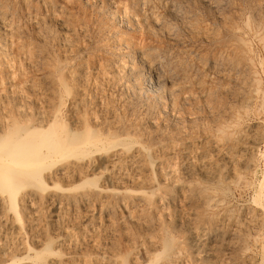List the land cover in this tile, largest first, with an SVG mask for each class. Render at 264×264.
<instances>
[{
  "label": "rangeland",
  "instance_id": "1",
  "mask_svg": "<svg viewBox=\"0 0 264 264\" xmlns=\"http://www.w3.org/2000/svg\"><path fill=\"white\" fill-rule=\"evenodd\" d=\"M181 2L179 0H0V11L9 15L7 24H0V133L2 136L7 133L12 134L18 128L41 127L55 114L72 126L79 118H84L83 116L89 117L90 121L97 117L103 118L105 122L107 121L106 125L109 124L112 129L118 125L114 129L113 137H106H110V140L118 137L115 138V146L110 143L107 146L106 143V148L98 153L100 156L93 151L90 152L92 155H76L77 160L74 159L75 157H67V159L65 157L54 165L44 161L47 162L45 163L47 167L43 168L41 164V168L35 170L45 179V187L43 184L40 185L41 183L36 185L34 182L24 183L21 187L10 184L6 192L0 185V255L3 256H0V264L7 262L10 264L14 259L26 256L28 248L34 247L33 249L39 250L48 242L50 245L55 244L53 258L61 260L63 264H104L121 254V250L123 254L127 247L132 250L133 259L139 260L141 264H147L149 255L144 251L145 242L147 238L157 233L158 221L155 219H161V224L166 225L169 222L166 214L175 205H177L175 208L182 206L192 214L198 213L200 208L197 204L180 205L181 198H177L174 205L166 200L149 205L144 200L138 201V198L147 192L148 195L162 192L156 168L157 162L166 159L167 154H170V164L164 166L162 172V178L164 176L167 182L170 181L172 173L177 172L175 169L178 166L174 164L181 161L177 156L179 150L197 144L198 141L214 142L224 150L231 149V159L222 168L225 173V183L215 188L214 205L208 210L203 208L206 211L201 209L203 213L208 212L219 218L218 222L228 218L229 221H225L228 226L239 232L240 239L231 240L228 246L230 250L226 249L228 252L225 253L226 250H223L225 246L222 245L215 264H223L224 261L226 263L229 261L227 264H264V0ZM150 12L158 18L159 25L151 24L147 18ZM3 44L5 53L2 54ZM146 50H152V53H149L151 55H148ZM147 57H151L150 59L157 63L161 79L160 76L156 79L150 76L144 63ZM81 63L83 68L77 73L79 80L72 81L68 76L67 81L70 86L65 87L61 84L57 74L61 72L69 75V72ZM57 64L59 69L54 67ZM166 76H174L178 81L173 85L165 84L163 78ZM66 88H74L75 95L63 92ZM167 89L172 92L171 98L166 95ZM113 121L118 124H114ZM223 133L226 135L225 138L221 135ZM133 142L145 147L143 149H146L147 153L151 151L150 155H152L146 166L139 167L140 177L127 163L116 158L118 153L124 150L127 154H135L136 144L133 145ZM235 142L242 143L248 149L239 154L236 149L233 150ZM124 145H127V148ZM158 148H161L160 151ZM114 150L115 157L112 163H100L99 160L111 156ZM242 158L247 161L241 163ZM69 163L72 167L65 169V176L52 175V172ZM83 180H87L88 185H82ZM146 181L149 182V186L143 184ZM154 184L156 187L153 186ZM91 186L101 191L96 194ZM220 189L224 190L221 192ZM24 193L27 194L25 196L27 200L25 198L23 208H20V201L17 202L19 211L16 212L7 200L9 199L7 195L13 197ZM256 194L263 195L260 196L259 206L257 204L254 206V200L258 197ZM49 201L51 203H48ZM88 208L91 210L89 211ZM64 218L67 220L64 221ZM145 218L149 220V224ZM124 222L126 227L123 226ZM150 223H152L151 227H149ZM177 224L179 230L175 229L177 232H171L173 235H179L181 224V228L184 227L183 223ZM195 226L207 227L208 223L204 220L197 221ZM254 228L256 231L253 230ZM115 231H121V234L118 235L114 233ZM134 231L137 233L135 234ZM99 232L101 235L97 236ZM62 233L65 235L62 236ZM255 235H257L256 240ZM239 241L243 242L239 243ZM241 244L244 247L240 248ZM116 247L120 248L117 250ZM250 259L253 261L251 262ZM24 260L13 264H28Z\"/></svg>",
  "mask_w": 264,
  "mask_h": 264
},
{
  "label": "bare ground",
  "instance_id": "2",
  "mask_svg": "<svg viewBox=\"0 0 264 264\" xmlns=\"http://www.w3.org/2000/svg\"><path fill=\"white\" fill-rule=\"evenodd\" d=\"M179 1H184V0H179ZM110 2V1H109ZM172 2V1H171ZM181 2V3H182ZM177 4V3H176ZM175 4V5H176ZM164 5V4H163ZM171 5V4H170ZM227 7V6H226ZM172 8V6H171ZM170 8V9H171ZM221 8V7H220ZM168 12V11H167ZM145 15V14H144ZM146 16V15H145ZM159 16V15H158ZM9 15L6 12L0 11V24H7V19H8ZM144 17V16H143ZM147 18H149V21L151 22V24L153 26H157L158 24V18L155 17L153 14H150L147 16ZM228 19V18H227ZM235 19V18H234ZM246 19V17H245ZM143 20V19H142ZM147 21V20H146ZM162 21V20H161ZM245 23V21H244ZM159 25V24H158ZM2 26V25H1ZM10 26V25H9ZM247 26V25H245ZM13 27V26H12ZM214 27V26H213ZM3 28V27H2ZM10 28V27H9ZM236 29V28H235ZM66 30V29H65ZM212 30V29H211ZM7 31V30H6ZM12 31V30H11ZM4 32V31H3ZM2 32V34H3ZM10 32V31H9ZM8 32V33H9ZM154 32V31H152ZM213 32V31H212ZM196 33V32H195ZM5 35V34H3ZM204 37V36H203ZM201 38V37H200ZM199 38V39H200ZM238 41L241 39L235 38ZM222 45V44H221ZM246 45V44H245ZM125 47V46H124ZM1 52L2 54L5 53V45L3 44V46L1 47ZM228 50V49H227ZM146 53L148 55H151L149 53H152V50H146ZM243 57V56H242ZM151 58V57H150ZM149 57H147L144 61V63L146 64L149 74L151 77H155L158 78L160 76L159 74V70H157L159 67L157 66V63L155 61H152ZM176 58V57H175ZM40 60V59H39ZM143 60V58H142ZM141 60V61H142ZM185 61V60H184ZM56 64V63H55ZM251 64V63H250ZM124 65V64H123ZM127 65V64H126ZM246 65V64H245ZM39 66V65H38ZM54 67L56 69L58 68V64L54 65ZM122 67V66H121ZM125 67V66H124ZM141 67V66H140ZM158 67V68H157ZM253 67V66H252ZM61 68V67H60ZM83 68V63H81L80 66H78L77 68L73 69L71 72H69V75L63 74L61 72H59L57 74L58 79L60 80V83L63 84L65 87H69L70 83L67 81V77L69 76V78L72 81L77 82L79 80V75L77 74L78 71H80ZM138 68V67H137ZM136 68V69H137ZM146 68V69H147ZM132 69V68H130ZM133 70V69H132ZM129 72V71H128ZM87 73V72H84ZM161 73V71H160ZM226 73V71H225ZM228 74V73H227ZM9 75V74H8ZM84 75V74H83ZM134 75V74H133ZM11 76V75H10ZM149 77V76H148ZM221 77V76H220ZM225 78V77H224ZM161 79V76H160ZM164 79L165 84L169 83L171 85L176 84L175 81L177 78L174 76H166ZM162 79V80H163ZM185 79V78H182ZM85 80V79H84ZM161 80V81H162ZM181 80V79H180ZM255 80V79H253ZM157 81V80H156ZM183 81V80H182ZM241 82V81H240ZM259 82V81H258ZM115 83V82H114ZM161 83V82H160ZM60 84V85H61ZM164 84V83H163ZM161 85V84H160ZM82 86V85H81ZM44 87V86H43ZM217 87V86H216ZM28 88V87H27ZM30 88V87H29ZM152 88V87H151ZM176 88V87H175ZM185 88V87H184ZM67 89V90H66ZM63 92L65 93H73V95H75L76 91L74 88H66ZM201 89V88H200ZM156 90V89H155ZM174 90V89H173ZM216 90V89H215ZM84 91V90H83ZM81 90V92H83ZM152 91V90H151ZM80 92V91H79ZM199 93V92H198ZM189 94V93H188ZM166 95L167 96H171L172 92L171 90L167 89L166 90ZM70 96V95H69ZM173 96V95H172ZM10 97V96H9ZM81 97V96H80ZM98 97V96H97ZM171 98V97H170ZM66 99V98H65ZM82 99V98H81ZM156 99V98H155ZM83 100V99H82ZM86 101V100H85ZM113 101V100H112ZM156 101V100H155ZM6 102V100H5ZM60 102V101H59ZM111 102V101H109ZM123 102V101H122ZM231 102V101H230ZM61 103V102H60ZM98 103V102H97ZM19 104V103H18ZM62 104V103H61ZM60 104V106H61ZM112 104V103H111ZM99 105V104H98ZM103 105V103H102ZM1 106V105H0ZM59 106V107H60ZM72 106V105H71ZM107 106V105H106ZM100 107V106H99ZM112 107V106H111ZM104 108V107H103ZM11 109V108H10ZM26 109V108H25ZM86 109V108H85ZM115 109V108H114ZM113 109V111H114ZM118 109V108H117ZM130 109V108H129ZM65 110V109H64ZM99 110H101L99 108ZM98 110V111H99ZM110 110V109H109ZM89 111V110H88ZM165 111V110H164ZM105 112V109L104 111ZM102 112V114H103ZM111 112V110H110ZM108 112V113H110ZM156 112V111H155ZM54 113V112H53ZM85 113V112H84ZM99 113V112H98ZM101 113V112H100ZM113 113V112H112ZM10 114V113H9ZM59 114V113H58ZM67 114V113H66ZM113 117V114H111ZM53 116V115H51ZM73 116V115H72ZM94 116V115H93ZM172 116V114H171ZM201 116V115H200ZM84 118H79L78 122L75 123L73 126L72 125H68V123L63 120L60 116H58L57 114L54 115V117L47 122L45 125L43 126H39V127H29V128H18V130L16 129L15 132H13L12 134H9L7 132V134H2L0 133V135L2 136V138H0V185L2 188H4L3 191L7 192V187L8 185L12 184L14 186L19 185V187H21L22 184L24 183H31L34 182L35 184L41 183L40 185L46 184L45 183V179L40 175L39 172H37L35 169L40 167V165L46 166L47 162L50 165H54L57 162H61L62 160H64V158L66 157H70V158H74L76 155L79 154V156H85L86 154L92 155V153L90 152H95L98 153L103 151L106 148V143L107 146L111 144H113L115 146V138L118 139V137H115L113 139H109L106 138L107 136H112L113 133H115L116 127L118 126L114 121V124H116L117 126H114V129H112V127L109 126V124L106 125L107 121L105 122L102 119L95 118V120L90 121L89 117L87 116H83ZM111 117V116H110ZM14 118V117H13ZM42 118V117H41ZM74 118V117H73ZM76 118V117H75ZM106 118V117H104ZM93 119V118H92ZM114 119V118H113ZM175 119V118H173ZM191 119V118H190ZM201 119V118H200ZM214 119V118H213ZM108 120V119H107ZM116 120L118 121V117L116 118ZM215 120V119H214ZM26 121V120H25ZM38 121V120H37ZM36 121V122H37ZM40 121V120H39ZM76 121V120H74ZM172 121V120H171ZM186 121V120H185ZM191 121V120H190ZM9 122V121H8ZM12 122V121H11ZM22 121H20L21 123ZM181 122V121H180ZM16 123V122H14ZM19 123V122H18ZM36 124V123H35ZM122 124V123H121ZM139 124V123H138ZM136 124V125H138ZM172 124V123H171ZM1 125V124H0ZM33 125V123H32ZM112 125V123H111ZM127 125V124H126ZM135 125V126H136ZM153 125V124H152ZM257 125V124H256ZM35 126V125H34ZM121 126V125H120ZM163 126V125H162ZM9 127V126H8ZM12 127V126H11ZM124 127V126H123ZM126 127V126H125ZM129 127V126H128ZM132 127V126H131ZM138 127V126H137ZM1 128V127H0ZM141 128V127H140ZM144 128V127H143ZM188 128V127H187ZM8 129V128H7ZM126 129V128H125ZM146 129V128H145ZM223 129V128H222ZM225 129V128H224ZM119 130V129H117ZM116 130V131H117ZM123 130V129H121ZM148 130V129H147ZM146 130V131H147ZM151 130V129H150ZM211 130V129H210ZM10 131V130H9ZM8 131V132H9ZM224 131V130H223ZM1 132V131H0ZM127 132V131H126ZM135 132V131H134ZM153 132V131H152ZM220 133H222V131H219ZM118 133V132H117ZM128 133V132H127ZM137 133V132H136ZM140 133V132H139ZM149 133V132H148ZM219 133V134H220ZM125 134V133H124ZM123 134V135H124ZM143 134V132H142ZM253 134V133H252ZM119 135V134H117ZM116 135V136H117ZM149 135V134H148ZM186 135V134H185ZM215 135V134H214ZM223 138L226 137L225 133L221 134ZM225 135V136H224ZM235 135V134H234ZM0 136V137H1ZM144 136V135H143ZM151 136V135H149ZM148 136V137H149ZM169 136V135H168ZM228 136V135H227ZM113 137V136H112ZM111 137V138H112ZM121 137V136H120ZM119 137V138H120ZM123 137V136H122ZM131 137V136H129ZM154 137V134H153ZM230 137V136H229ZM248 137V136H247ZM127 138V136L125 137ZM147 138V136H146ZM106 139L107 142H106ZM198 139V138H197ZM207 139V138H206ZM199 140V139H198ZM156 141V140H154ZM215 141V140H214ZM137 142V141H136ZM152 142V141H151ZM220 142V141H219ZM231 142V141H230ZM148 143V142H147ZM236 143V142H235ZM244 143V142H243ZM130 144V143H129ZM136 144L133 142V145ZM141 144V142H140ZM143 144V143H142ZM151 144V143H150ZM234 144V143H233ZM119 145V144H118ZM128 145V144H127ZM127 145L124 147L127 148ZM132 145V146H133ZM149 145V144H148ZM131 146V145H130ZM147 146V145H146ZM220 146V145H218ZM217 144H215L214 142H208V141H198L197 144H191V146H186L184 148H182L181 150H179V152L177 153V156L181 159L180 162H177V164H174V166H178L177 172L174 171L170 177V181H166V178L163 176L162 178V172H163V168L166 165L170 164V159L171 156L168 153L167 154V158L163 159L162 161L160 160L159 162H157V173L159 176V184L162 185V192L159 194L154 193L153 195H148L144 193L142 196H139V199L144 200L147 204L152 205L153 203L159 204L161 203V201H168L170 204L174 205V202L177 198H181L182 199V203H180V205L183 206H190L191 204H197V206L200 208V211L198 213H190L189 211H187L186 209L184 210L182 206H178L181 208H175L177 205L173 206V208H170V211L167 212V220L169 219V222L166 225L161 224L160 220L155 219L157 222V233L155 235L150 236L149 238H147L145 244H146V253L149 255V260L147 264H187L186 262L190 261V262H198L197 264H215L216 261L218 260V256L219 253L221 252V248L222 245L225 246L223 248V250H228V246L229 243L231 242V240H236V239H240L239 238V232H237V230L235 228H230L228 226V223L225 222L226 220L229 221L228 218H226V220H221V222H218V219L215 218L214 216H212V214H208V212L203 213L201 211V209H206L208 210L210 207H212L214 205V200L213 197L214 195V191L215 188L217 186H222L225 180V173L224 170L222 168L225 167V165L230 161L231 159V149L226 148V150H224L221 147H218ZM159 147V146H158ZM243 146L242 143L237 142L236 144L233 145V150L236 149V151L239 152V154H241L243 151H246L248 149V147ZM257 147V146H256ZM123 148V146H122ZM141 145H139L138 143L135 145L134 151L136 152L135 154L131 153V154H127V152L121 151L118 153V156L116 158H118L121 162H125L127 163V165H129V167H131V169L134 172H139L140 170V166L141 165H147V161H150V157L152 158L151 151L150 153L146 152V149L144 150ZM118 149V148H117ZM155 149V148H154ZM159 149V148H158ZM161 149V148H160ZM160 149L158 151H160ZM149 150V149H147ZM176 150V149H175ZM172 151V150H171ZM109 152V151H108ZM156 152V151H155ZM241 152V153H240ZM101 154V153H100ZM105 154V153H104ZM108 154V153H107ZM154 154V152H153ZM95 155V154H93ZM88 156V155H87ZM100 156V155H98ZM104 156V155H103ZM113 156V157H112ZM149 158H148V157ZM94 157V156H93ZM115 157V150L112 153L111 156H107L105 158H103V160H99L100 163L104 162V163H108L110 164V162L112 163V161H114ZM130 157V158H129ZM154 157V156H153ZM157 157V156H156ZM175 157V156H174ZM85 158V157H84ZM91 158V156H90ZM233 158V157H232ZM256 158V157H255ZM74 159L77 160V158L75 157ZM83 159V158H82ZM101 159V158H98ZM156 159V158H155ZM174 159V158H173ZM249 159V158H248ZM238 160V159H237ZM47 161V162H44ZM88 161V160H87ZM220 161V162H219ZM240 161H242L241 163H245V161H247L245 158H242ZM44 162V164H43ZM84 162V161H82ZM86 162V161H85ZM92 162V161H90ZM97 162V161H95ZM219 162V163H218ZM94 163V162H93ZM233 163V162H232ZM48 164V166H49ZM92 164V163H91ZM118 164V163H117ZM94 165V164H92ZM97 166V165H95ZM100 166V165H98ZM116 166V163H115ZM122 166V165H121ZM232 166V165H231ZM47 167V166H46ZM72 167V164H67L65 166H63L62 168H59L58 170L52 172V175L54 177L56 176H62L65 174V169H68ZM105 167V166H104ZM109 167V166H108ZM114 167V165H113ZM112 167V168H113ZM119 167V166H118ZM125 167V166H124ZM41 168V167H40ZM85 168V166H84ZM92 168V167H90ZM99 168V167H97ZM96 168V170H98ZM111 168V169H112ZM151 168V167H150ZM122 169V168H121ZM129 169V168H128ZM126 169V170H128ZM52 170V169H51ZM90 170V169H89ZM109 170V169H108ZM131 170V171H132ZM82 171V170H81ZM85 171V170H84ZM83 171V172H84ZM99 171V170H98ZM101 171V170H100ZM106 171V170H105ZM122 171V170H121ZM130 171V170H129ZM171 171V170H169ZM167 171V172H169ZM87 173V171H85ZM91 172V171H90ZM102 172V171H101ZM113 172V171H111ZM118 172V170H117ZM126 172V171H125ZM70 173V172H69ZM85 173V174H86ZM94 173V171H93ZM92 173V174H93ZM106 173V172H105ZM116 173V171L114 172ZM122 173V172H121ZM90 174V173H89ZM97 174V172H96ZM95 174V175H96ZM124 174V173H123ZM122 174V175H123ZM136 174V173H135ZM136 174V175H137ZM165 174V173H164ZM238 174V173H237ZM73 175V172H72ZM100 175V174H99ZM115 175V174H114ZM139 175V174H138ZM231 175V174H230ZM235 175V174H234ZM65 176V175H64ZM152 176V175H150ZM70 177V176H68ZM90 177V176H89ZM136 177V176H134ZM140 177V175H139ZM145 176H143L144 178ZM239 177V176H238ZM66 178V177H65ZM72 178V177H71ZM112 178V177H111ZM142 178V177H141ZM142 178V179H143ZM153 178V177H152ZM228 178V177H227ZM119 179V178H118ZM127 179V178H125ZM135 179V178H134ZM140 179V178H139ZM229 179V178H228ZM129 180V179H128ZM132 180V178L130 179ZM239 180V179H238ZM67 181V180H66ZM72 181V180H69ZM107 181V180H106ZM117 181V180H116ZM120 181V180H119ZM118 181V182H119ZM140 181V180H139ZM145 181V180H144ZM148 181V179H147ZM146 181V182H147ZM155 181V180H154ZM11 182V183H10ZM117 182V183H118ZM130 182V181H129ZM143 183V184H148L149 186V182L147 183ZM153 182V181H152ZM151 182V183H152ZM87 180H83L82 185L87 184ZM108 183V182H106ZM115 183V181H114ZM128 183V182H127ZM126 183V184H127ZM139 183V182H138ZM141 183V182H140ZM150 183V184H151ZM155 183V182H154ZM157 183V182H156ZM81 184V183H79ZM111 184V183H110ZM125 184V185H126ZM158 184V183H157ZM159 184L157 186H159ZM37 185V184H36ZM130 185V184H129ZM141 185V184H140ZM46 186V185H45ZM44 186V187H45ZM100 186V184H99ZM132 186V185H131ZM137 186V185H135ZM151 186V185H150ZM155 186V184L153 185ZM18 187V188H19ZM38 187V186H37ZM70 187V186H69ZM92 187V186H91ZM97 187V186H96ZM104 187V185H103ZM109 187V186H107ZM120 187V186H118ZM126 187V186H125ZM140 187V186H139ZM156 187V186H155ZM93 188V187H92ZM109 188H112L111 186ZM143 188V186L141 187ZM223 188V187H222ZM43 189V188H42ZM85 189V188H84ZM107 189V188H106ZM124 189V188H123ZM122 189V190H123ZM148 189V187H147ZM157 189V188H156ZM66 190V188H65ZM69 190V189H68ZM94 192L96 191V194H98L101 190L100 189H94ZM103 190V189H102ZM119 190V189H118ZM137 190L138 186H137ZM219 190V189H218ZM224 190V189H223ZM222 190V191H223ZM61 191V190H60ZM70 191V190H69ZM87 191V190H86ZM112 191V190H109ZM114 191V190H113ZM147 191V190H146ZM155 191V190H154ZM153 191V192H154ZM221 191V189H220ZM221 191V192H222ZM220 192V193H221ZM225 192V191H224ZM81 193V192H80ZM115 193V192H114ZM130 192H128L129 194ZM2 194V193H1ZM7 194V193H5ZM63 194V193H62ZM103 194V193H102ZM156 194V195H155ZM27 194L24 193L21 196H8L9 199H7L8 201H10L11 206L13 207V209L18 212L19 211V207H18V203L20 201V208L24 207V202L25 198L27 200V197H25ZM107 195V194H106ZM109 195V194H108ZM118 195V194H117ZM120 195V194H119ZM139 195V194H138ZM136 195V197L138 196ZM257 195V194H256ZM3 196V195H2ZM134 196V194H133ZM148 196V197H147ZM258 196V197H257ZM255 196V200H254V206L255 204H257V206H259L260 204V196H263L261 194ZM104 197V196H103ZM106 197V196H105ZM82 198V197H81ZM1 199V198H0ZM103 198L101 197V200ZM115 199V198H113ZM136 199V198H135ZM262 199V198H261ZM50 200V199H49ZM86 200V199H85ZM30 201V200H29ZM76 201V200H75ZM181 201V200H180ZM263 201V199H262ZM261 201V202H262ZM18 202V203H17ZM38 202V201H36ZM77 202V201H76ZM85 202V201H84ZM223 202V201H222ZM30 203V202H29ZM41 203V202H40ZM48 203H51V201H49ZM81 203V201L79 202ZM92 203V202H91ZM111 203V202H110ZM125 203V202H124ZM129 203V202H128ZM138 203V202H137ZM144 203V202H143ZM142 203V204H143ZM179 203V201H178ZM177 203V204H178ZM218 203V201H217ZM220 203V201H219ZM99 204V203H98ZM112 204V203H111ZM145 204V203H144ZM27 205V204H25ZM29 205V204H28ZM140 205V204H139ZM138 205V206H139ZM166 205V204H165ZM53 206V205H52ZM114 206V205H113ZM129 206V205H128ZM132 206V205H131ZM157 206V205H156ZM160 206V205H159ZM168 206V204H167ZM195 206V205H194ZM217 206V205H216ZM2 207V206H1ZM28 207V206H27ZM71 207V206H70ZM170 207V206H169ZM32 208V207H31ZM85 208V207H84ZM187 208V207H186ZM258 208V207H257ZM2 209V208H1ZM26 209V207H25ZM34 209V208H33ZM32 209V210H33ZM77 209V208H76ZM89 209V208H88ZM87 209V210H88ZM165 209V207H164ZM203 209V210H204ZM213 209V208H212ZM13 210V211H14ZM24 210V209H21ZM58 211V209H56ZM73 210H75V208L73 207ZM72 210V211H73ZM80 210V209H79ZM85 210V209H84ZM91 209H89L90 211ZM132 210V209H131ZM134 210V209H133ZM204 210V211H206ZM26 211V210H24ZM31 211V210H30ZM82 211V210H80ZM88 211V212H89ZM112 211V210H111ZM152 211V210H151ZM162 211V210H161ZM160 211V213H161ZM166 211V210H165ZM222 211V210H221ZM15 212V213H16ZM132 212V211H131ZM134 212V211H133ZM132 212V213H133ZM57 213V212H56ZM64 213V211H63ZM67 213V212H66ZM71 213V212H70ZM73 213V212H72ZM75 213V212H74ZM80 213V212H79ZM87 213V212H86ZM104 213V212H103ZM139 213V212H138ZM159 213V212H158ZM158 213L156 215H158ZM35 214V211H34ZM214 214V213H213ZM66 215V214H65ZM155 215V216H156ZM220 215V214H219ZM68 216V215H67ZM77 216V215H76ZM85 216V215H82ZM90 216V215H89ZM162 216V214H161ZM221 216V215H220ZM28 217V216H27ZM60 217V216H59ZM75 217V216H74ZM223 217V216H222ZM226 217V215L224 216V218ZM233 217V216H232ZM246 217V216H245ZM10 218V217H9ZM38 218V216H37ZM36 218V219H37ZM70 218V216H69ZM85 218V217H84ZM96 218V217H95ZM94 218V219H95ZM132 218V217H131ZM140 218V217H139ZM154 218V217H153ZM157 218V216H156ZM223 218V219H224ZM1 219V218H0ZM88 219L90 220V218L88 217ZM137 219V218H136ZM142 219V218H141ZM147 219V218H145ZM152 219V217H151ZM246 220V218H244ZM28 220V219H27ZM67 220V219H66ZM64 218V221H66ZM86 220V219H85ZM104 220V219H103ZM148 220V219H147ZM205 221L208 223L207 227H196L195 224L197 223V221ZM249 220V219H248ZM30 221V220H29ZM57 221V220H55ZM62 221V222H64ZM81 221V220H79ZM133 221V220H132ZM135 221V220H134ZM133 221V222H134ZM137 221V220H136ZM145 221V220H144ZM154 221V219L152 220ZM155 221V222H156ZM247 221V220H246ZM26 222V221H25ZM28 222V221H27ZM31 222V221H30ZM34 222V221H33ZM99 222V221H98ZM110 222V221H109ZM138 222V221H137ZM146 222V221H145ZM142 221V223H145ZM149 222V220L147 221V223ZM183 223L184 227L181 228L182 224L180 225V233L179 235H173L171 232L176 231L175 229H177V226H179V224L177 223ZM239 222V221H237ZM257 222V221H256ZM4 223V222H3ZM59 223V222H58ZM67 223V222H66ZM93 223V222H92ZM111 223V222H110ZM123 223V222H122ZM165 223V222H164ZM241 223V222H240ZM248 223V222H247ZM250 223V222H249ZM259 223V222H258ZM9 224V223H8ZM28 224V223H27ZM36 224V222H35ZM54 224V223H53ZM57 224V222L55 223ZM61 224V222H60ZM99 224V223H96ZM133 224V223H131ZM149 224V223H148ZM148 224L146 226H148ZM156 224V223H155ZM153 223V225H155ZM205 224V223H204ZM245 224V223H244ZM3 225V224H2ZM52 225V224H50ZM88 225V224H87ZM110 224H108L109 227ZM120 225V223H119ZM125 225V222L123 224V226ZM144 225V224H143ZM236 225V224H235ZM259 225V224H258ZM9 226V225H8ZM37 226V224L35 225ZM55 226V225H54ZM53 226V228H54ZM62 226V225H61ZM99 226V225H98ZM107 226V225H106ZM121 226V225H120ZM131 227V225H129ZM152 226V223H150V226ZM155 226V228H156ZM231 226V225H230ZM243 226V225H242ZM247 226V225H246ZM46 227V226H45ZM60 227V226H59ZM104 227V226H103ZM126 227V226H124ZM129 227V228H130ZM11 228V227H10ZM52 231L56 228L53 229ZM62 228V227H61ZM105 228V227H104ZM104 228L102 230H104ZM238 228V227H237ZM241 228V227H240ZM243 228V227H242ZM250 228V227H249ZM256 228V227H255ZM255 228L253 230H255ZM32 229V228H31ZM44 229V228H43ZM65 229V228H63ZM120 229V228H119ZM126 229V228H125ZM137 229V228H135ZM141 229V228H140ZM151 229V228H150ZM150 229H148L149 231H151ZM14 230V229H13ZM17 230V228H16ZM26 230H28V228H26ZM56 230V229H55ZM86 230V229H85ZM101 230V229H100ZM106 230V229H105ZM118 230V228H117ZM133 230V229H132ZM179 229H177L178 231ZM23 231V230H22ZM30 231V230H28ZM27 231V232H28ZM66 231V230H65ZM83 231V229H82ZM95 231V230H93ZM108 231V229L106 230ZM119 231V230H118ZM128 231V229H127ZM130 231V230H129ZM136 231V230H135ZM134 233L136 234L137 232ZM176 231V232H177ZM256 231V230H255ZM258 231V230H257ZM8 232V231H6ZM42 232V231H41ZM57 233L59 231H56ZM64 232V231H63ZM85 232V231H84ZM113 232V231H112ZM142 232V231H140ZM147 232V231H145ZM152 232H154L152 230ZM52 233V232H51ZM50 233V235H51ZM55 233V232H54ZM52 233V234H54ZM56 233V234H57ZM66 233V232H64ZM71 233V232H70ZM116 234L119 235L120 232H114ZM123 233V232H122ZM131 233V231H130ZM254 233V231H253ZM256 233V232H255ZM34 234V233H33ZM60 234V232H59ZM81 234V233H80ZM85 234V233H84ZM126 234V233H125ZM133 234V233H132ZM134 234V235H135ZM143 234V233H142ZM241 234V232H240ZM258 234V233H257ZM43 236V234H41ZM49 235V236H50ZM58 235V234H57ZM65 235L62 233V236ZM92 235V233H91ZM100 232L99 235L100 236ZM104 235V234H103ZM106 235V233H105ZM109 235H111L109 233ZM115 235V234H114ZM259 235V234H258ZM18 236V235H16ZM83 236V235H82ZM108 236V235H107ZM121 236V235H120ZM256 236L255 235V240H256ZM37 237V236H36ZM87 237V235H86ZM105 237V236H104ZM133 237V236H132ZM2 238V237H1ZM9 238V237H8ZM90 238V237H89ZM126 238V236H125ZM128 238V237H127ZM135 238V237H134ZM141 238V237H140ZM236 238V239H235ZM243 238V237H242ZM241 238V239H242ZM258 238V237H257ZM13 239V238H12ZM17 239V238H16ZM25 239V238H24ZM32 239V238H31ZM101 239V238H98ZM103 239V238H102ZM122 239H124L122 237ZM121 239V240H122ZM248 239V238H247ZM15 240V238H14ZM28 240V239H27ZM37 240V239H36ZM52 240V239H51ZM104 240V239H103ZM132 240V239H131ZM130 240V241H131ZM141 240V239H139ZM19 241V239H18ZM32 241V240H31ZM72 241V240H71ZM87 241V240H86ZM95 241V240H94ZM99 241V240H98ZM111 241V240H110ZM119 241V240H116ZM137 241V239L135 240ZM244 241V240H243ZM243 241H239L243 242ZM12 242V241H11ZM10 242V243H11ZM17 241H14V243ZM97 242V241H96ZM103 242V241H102ZM120 242V241H119ZM127 242V240H126ZM134 242V241H133ZM132 242V243H133ZM238 242V241H237ZM239 245V243H237ZM253 242V241H252ZM18 243V242H17ZM30 243V242H29ZM36 243V242H35ZM37 243H39L37 241ZM36 243V245H37ZM52 243V242H51ZM66 243V242H65ZM69 243V240L68 242ZM74 243V242H73ZM98 243V242H97ZM104 243V242H103ZM116 243V242H115ZM122 243V242H121ZM128 243V242H127ZM139 243V242H138ZM235 243V242H234ZM43 244V243H42ZM58 244V243H57ZM56 244V245H57ZM79 244V243H78ZM114 244V243H113ZM126 244V243H124ZM123 244V245H124ZM233 244V243H232ZM235 244V245H236ZM4 245V244H3ZM11 245V244H10ZM13 245V244H12ZM29 245V244H28ZM27 245V246H28ZM65 245V244H64ZM63 245V247H64ZM72 245V244H71ZM76 245V244H75ZM107 245V244H106ZM111 245V244H110ZM119 245V244H118ZM252 245V244H251ZM15 246V245H14ZM34 246V245H33ZM54 246L50 245V242H48L45 246H43L42 249L37 250L33 249V248H28V254L24 257L18 258V259H12L13 261L11 262L10 260V264L16 263L20 260L23 261V259H25L24 261H27L28 264H63V262L59 259L53 258L55 251H54ZM58 246V245H57ZM69 246V245H68ZM73 246V245H72ZM113 246V245H112ZM111 246V247H112ZM125 246V245H124ZM135 246V244H134ZM142 246V245H141ZM144 246V245H143ZM231 246V245H230ZM233 246V245H232ZM250 246V245H249ZM264 246V245H263ZM37 247V246H35ZM39 247V246H38ZM42 247V246H41ZM40 247V248H41ZM70 247V246H69ZM77 247V246H75ZM97 247V246H96ZM136 247V246H135ZM235 247V246H234ZM232 247V248H234ZM237 247V246H236ZM235 247V248H236ZM239 247V246H238ZM237 247V248H238ZM241 247H244L240 246ZM115 248V247H113ZM117 248V247H116ZM120 248V247H119ZM117 248V250L119 249ZM122 248V247H121ZM145 248V247H143ZM141 248V249H143ZM264 248V247H263ZM262 248V249H263ZM6 249V248H5ZM62 249V248H61ZM73 249V248H72ZM103 249V248H102ZM7 250V249H6ZM12 250V249H11ZM57 250V249H56ZM60 250V249H59ZM58 250V251H59ZM63 250V249H62ZM67 250V249H66ZM96 250V249H95ZM126 251H124V253L122 254V251H120L121 254L116 255V258L113 259H109L108 261H106L104 264H141L138 261H136L135 259L132 258L131 256V251L130 249H125ZM225 251L228 252V251ZM230 250V248H229ZM232 250V249H231ZM239 250V249H238ZM241 250V249H240ZM5 251V250H4ZM13 251V250H12ZM22 251V250H21ZM26 251V250H25ZM70 251V250H69ZM77 251V250H76ZM109 251V250H108ZM233 251V250H232ZM236 252H238L235 249ZM67 251H65L66 253ZM75 252V251H74ZM101 252V251H100ZM99 252V253H100ZM234 252V251H233ZM3 253V252H2ZM23 253V252H22ZM25 253V252H24ZM111 253V252H110ZM134 253V252H133ZM136 253V252H135ZM58 254V253H57ZM62 254V253H60ZM77 254V253H76ZM109 254V252H108ZM113 254V253H112ZM143 254L144 253H140ZM146 254V255H147ZM239 254V252H238ZM75 255V254H74ZM138 255V254H137ZM235 255V254H234ZM241 255V254H240ZM247 255V254H246ZM2 256V255H0ZM15 256V255H14ZM239 256V255H237ZM3 257V256H2ZM101 257V256H100ZM104 257V256H103ZM102 257V258H103ZM108 257V256H107ZM115 257V256H114ZM140 257V256H139ZM16 258V257H15ZM106 258V257H105ZM137 258V256H136ZM145 258V257H144ZM148 258V257H147ZM229 258V257H228ZM246 258V257H245ZM245 258H243L245 260ZM133 259V260H132ZM9 260V259H8ZM65 260V259H64ZM63 260V261H64ZM69 260V259H68ZM184 260H186V262H183ZM226 260V259H225ZM232 260V259H231ZM238 260V259H236ZM234 260V261H236ZM252 259H250L251 261ZM253 261V260H252ZM251 261V262H252ZM67 262V261H66ZM74 262V261H73ZM141 262V261H140ZM229 262V261H228ZM227 262V263H228ZM243 262V261H242ZM8 263V262H7ZM4 263V264H7ZM144 263V262H143ZM221 263V262H220ZM225 261L223 264H227ZM237 263V262H236ZM240 263V262H239ZM244 263V262H243ZM103 264V263H102ZM145 264V263H144ZM219 264V263H217ZM231 264V263H230ZM241 264V263H240Z\"/></svg>",
  "mask_w": 264,
  "mask_h": 264
}]
</instances>
